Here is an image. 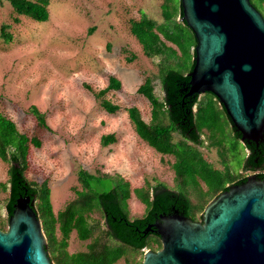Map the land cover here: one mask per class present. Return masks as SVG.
<instances>
[{
    "label": "rangeland",
    "instance_id": "1",
    "mask_svg": "<svg viewBox=\"0 0 264 264\" xmlns=\"http://www.w3.org/2000/svg\"><path fill=\"white\" fill-rule=\"evenodd\" d=\"M163 1L50 0L48 18L36 21L16 14L9 0H0V113L11 118L30 138L40 140L39 146L28 144L26 174L30 180H48L55 213L75 197L76 190L82 189L80 168L98 175L120 173L132 190L162 179L198 203L211 194L220 179L243 169L246 146L234 136L226 112L216 103L203 102L211 98L209 93H201L197 102H203L196 116L197 124L202 125L201 144L174 131L175 152L165 154L150 146L134 129L125 108L134 105L146 121L150 120V104L137 88L158 67L156 58L144 55L141 43L130 31V20L142 14L162 20ZM2 23L8 24L10 40L1 35ZM181 62L183 67L187 65L185 58ZM110 74L120 78L121 87L109 89L104 96L120 107L108 113L93 91L105 87ZM155 91L162 92L159 79L155 81ZM31 104L44 113L49 128L39 125L29 111ZM109 132H115L117 139L101 145V136ZM10 165L0 158V220L7 227L4 205ZM176 170L182 173L178 172L182 183L174 180ZM110 183L104 181L107 187ZM127 205L131 218L142 216L146 210L132 191ZM89 219L103 223L97 208ZM87 242L89 238L81 240L72 230L67 249L85 250ZM143 255L130 252L113 264H137Z\"/></svg>",
    "mask_w": 264,
    "mask_h": 264
},
{
    "label": "trees",
    "instance_id": "2",
    "mask_svg": "<svg viewBox=\"0 0 264 264\" xmlns=\"http://www.w3.org/2000/svg\"><path fill=\"white\" fill-rule=\"evenodd\" d=\"M9 2L16 14L27 15L36 21H45L48 18L47 6L50 0H9ZM252 2L260 13L264 12V0H252ZM181 7V1L164 0L161 7L162 20L150 18L145 14L138 19L130 20L131 33L141 43L144 55L156 58L158 71L153 75H147L137 88V92L145 96L150 104V120L146 121L134 105L126 107L125 110L137 134L150 146L165 154L175 152L174 131H179L183 138L197 144L203 142L202 125L197 124L196 116L201 108L199 106L204 101L216 103L225 111L212 91H205L211 95V98L208 97L200 104L197 102L203 92L190 93L188 72L193 68L197 40L192 29L182 18ZM14 19L18 17L15 16ZM7 27L8 24L2 23L1 35L5 40H10L12 34ZM182 58H185L187 63L184 67ZM156 79L160 80L161 93L155 91ZM120 87V78L110 74L108 84L98 91H93L100 106L106 112H114L120 105L104 95L109 89ZM196 104L197 108H195ZM29 111L35 115L39 125L49 128L44 113L37 106L31 104ZM227 116L234 136L240 139V133L236 131L228 114ZM116 139L115 132H109L101 136L100 142L105 146ZM29 143L39 146L41 142L37 137L30 138L25 132L20 131L11 118L0 113V158L11 163L8 197L4 205L7 210V220L16 198L19 179L30 198H34V207L41 218L45 233L47 253L54 264H113L130 252L144 253L147 248L155 250L160 246V235L158 232L145 230L161 213L170 214L177 210L194 220H200L207 201L226 190L231 184L243 183L251 172L264 178V140L259 143L254 141L244 143L247 154L243 169L239 174H230L225 180L220 179L218 186L210 195L202 197L203 201L199 203L192 202L182 190L171 188L162 179H156L153 184L148 182L145 187H135L132 190L130 182L120 173L98 175L80 168L78 179L82 189L76 190L75 197L68 200L64 208L55 213L49 199L51 188L48 180L40 182L30 180L26 174L29 164L27 161ZM174 165H177V160ZM178 172L180 171H175L174 180L182 183L178 179ZM180 174L182 175L181 172ZM104 181L111 183L107 187ZM131 191L146 205V210L140 217H130L127 199ZM96 208L103 215V223L92 222L89 219L90 213ZM6 224L0 220L2 229L8 228ZM72 230H76L77 237L81 240L89 238L85 250L72 252L67 249L68 237ZM153 244L157 247H153ZM126 245L130 248L127 249ZM141 263L142 261H139L137 264Z\"/></svg>",
    "mask_w": 264,
    "mask_h": 264
},
{
    "label": "water",
    "instance_id": "3",
    "mask_svg": "<svg viewBox=\"0 0 264 264\" xmlns=\"http://www.w3.org/2000/svg\"><path fill=\"white\" fill-rule=\"evenodd\" d=\"M195 34L190 93L212 91L243 143L264 140V17L252 0H180ZM160 246L141 264H264V178L251 172L207 201L200 220L161 213L145 231ZM0 264H54L42 221L18 179L8 228L0 226Z\"/></svg>",
    "mask_w": 264,
    "mask_h": 264
}]
</instances>
